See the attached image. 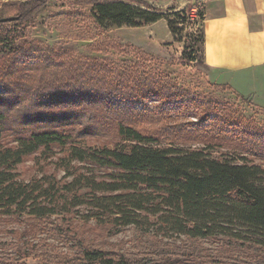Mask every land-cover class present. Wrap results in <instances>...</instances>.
<instances>
[{"label": "rangeland", "instance_id": "1", "mask_svg": "<svg viewBox=\"0 0 264 264\" xmlns=\"http://www.w3.org/2000/svg\"><path fill=\"white\" fill-rule=\"evenodd\" d=\"M28 1L32 0H0V10L6 4ZM144 1L166 15L171 9L186 12L187 21L180 26L185 24V31L179 35L183 43L174 40L165 20L141 29L100 26L90 0H49L29 23L10 24L0 32L5 40L0 45V68L9 64L5 59L8 52L21 50L27 56L11 55V63L27 73L13 79L29 94L36 85L43 89L42 83L49 82V76H43L48 64L66 65L57 71L68 76L54 88H77L72 82L80 78L83 92L101 94L105 105L86 108L88 118L99 114L110 118L95 125L87 118L86 128L75 125L67 129L75 131L81 146L114 147L121 142L116 125L122 122L159 138L164 146L208 148L215 158L264 166V74L221 77L206 66L202 53L194 55L195 62L189 61L197 46L195 23H202L201 15L207 18L216 0ZM179 19L185 20L184 16ZM13 36L18 39L11 43ZM185 46L189 48L186 57ZM50 54L52 60L44 62ZM137 79L146 87L154 84L146 101L134 98ZM227 82L229 86L224 85ZM155 85L180 97L158 96ZM1 110L9 113L3 125V147L15 148L18 138L43 128V123L31 125L18 117L23 110L10 106ZM62 150L52 146L25 157L16 168L19 180L29 183L52 176L62 181L65 173L58 163L64 156ZM79 212L87 211L82 208ZM86 251L102 252L115 264H264L263 246L229 238L146 233L71 214L43 220L0 214V264H95L84 259Z\"/></svg>", "mask_w": 264, "mask_h": 264}, {"label": "trees", "instance_id": "2", "mask_svg": "<svg viewBox=\"0 0 264 264\" xmlns=\"http://www.w3.org/2000/svg\"><path fill=\"white\" fill-rule=\"evenodd\" d=\"M48 1L4 5L0 20L14 21L0 23V32L10 24L29 23ZM90 2L94 19L100 26L141 29L165 20L174 40L183 43L179 35L185 31V24L180 28L187 21L184 11L171 9L172 13L166 15L144 0ZM181 16L185 20L179 19ZM203 18L201 15L200 25L195 23L199 30L197 42L194 41L197 46L191 50V63L196 61V53L204 57ZM17 39L13 36L10 41L14 43ZM3 43L5 40L0 38V45ZM187 51L189 48L185 46V57ZM18 54L27 56L21 50L8 52L5 59L8 58L9 64L0 68L4 91L0 94V214L25 215L35 220L71 214L78 219L82 216L86 221L96 220L118 228L134 227L146 233L192 239L222 237L264 247V166L246 160L237 164L233 160L215 158L208 148L164 146L159 138L145 135L122 122L116 125L121 142L114 147L81 146L75 131L67 129L75 125L86 128L84 119L89 113L86 108L105 105L101 94L83 92L80 78L69 80L77 88L69 89L67 85L54 88L68 76L62 70L57 71L66 65L58 64L46 66L43 76H49V82L42 83L43 89L36 85L37 89L29 94L24 85L13 79L14 75L27 73L11 63V55ZM48 57L52 55L44 62L52 60ZM142 82L136 80L133 95L139 101H146L154 84L146 87ZM155 86L159 88L158 96L180 97L173 96L161 85ZM22 105L24 107L20 108ZM9 106L24 111L18 116L24 122L43 123V128L18 138L15 148L1 144L3 125L9 118V113L1 109ZM109 118L99 114L90 116L88 121L95 125ZM52 146L65 149L62 150L64 156L58 160L65 173L63 180L52 176L29 183L19 180L16 168L24 158L42 149L50 150ZM82 208L86 214H80ZM84 259L95 264H115L102 252L86 251Z\"/></svg>", "mask_w": 264, "mask_h": 264}, {"label": "crops", "instance_id": "3", "mask_svg": "<svg viewBox=\"0 0 264 264\" xmlns=\"http://www.w3.org/2000/svg\"><path fill=\"white\" fill-rule=\"evenodd\" d=\"M215 4L204 22L206 66L221 77L263 75L264 0H216Z\"/></svg>", "mask_w": 264, "mask_h": 264}, {"label": "water", "instance_id": "4", "mask_svg": "<svg viewBox=\"0 0 264 264\" xmlns=\"http://www.w3.org/2000/svg\"><path fill=\"white\" fill-rule=\"evenodd\" d=\"M14 21L13 19H2L0 20V23H8Z\"/></svg>", "mask_w": 264, "mask_h": 264}]
</instances>
